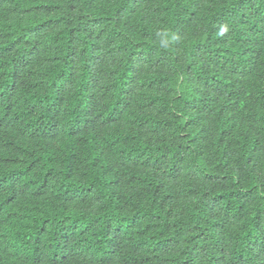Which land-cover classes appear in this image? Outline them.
Listing matches in <instances>:
<instances>
[{"label": "trees", "instance_id": "1", "mask_svg": "<svg viewBox=\"0 0 264 264\" xmlns=\"http://www.w3.org/2000/svg\"><path fill=\"white\" fill-rule=\"evenodd\" d=\"M0 264H264V0H0Z\"/></svg>", "mask_w": 264, "mask_h": 264}]
</instances>
